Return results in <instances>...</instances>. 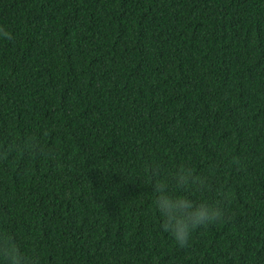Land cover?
I'll return each mask as SVG.
<instances>
[{"label": "trees", "instance_id": "trees-1", "mask_svg": "<svg viewBox=\"0 0 264 264\" xmlns=\"http://www.w3.org/2000/svg\"><path fill=\"white\" fill-rule=\"evenodd\" d=\"M0 30V233L22 253L264 264V0H0ZM147 164L221 221L179 247ZM181 166L210 190L176 188Z\"/></svg>", "mask_w": 264, "mask_h": 264}, {"label": "clouds", "instance_id": "clouds-1", "mask_svg": "<svg viewBox=\"0 0 264 264\" xmlns=\"http://www.w3.org/2000/svg\"><path fill=\"white\" fill-rule=\"evenodd\" d=\"M0 34L12 39L6 31L0 30ZM145 172L157 194L154 204L163 217L162 228L171 234L179 247H186L197 229L221 221L224 212L218 202L197 203L186 196L171 195L169 183L161 178V170L157 165L147 164ZM172 180L178 189L210 190L205 177L195 175L191 168L184 166L173 174ZM0 260H6L7 264H36L35 257L22 253L14 241L3 233H0Z\"/></svg>", "mask_w": 264, "mask_h": 264}]
</instances>
